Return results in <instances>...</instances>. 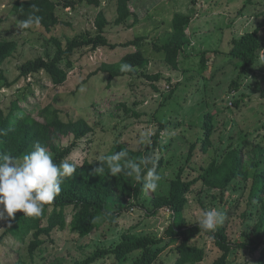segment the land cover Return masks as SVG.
<instances>
[{"label": "rangeland", "instance_id": "rangeland-1", "mask_svg": "<svg viewBox=\"0 0 264 264\" xmlns=\"http://www.w3.org/2000/svg\"><path fill=\"white\" fill-rule=\"evenodd\" d=\"M15 1L0 0V41L16 43L12 55L0 66L4 75L0 74V108L10 124L16 122L25 103L34 105V113L49 105L66 121L85 118L94 130L78 140L65 159L76 165L102 163V158L121 150L145 152L158 135L151 155L161 180L155 192H142L141 208L124 212L115 221L101 219L86 234L74 229L73 212L68 209L65 224L42 235L43 242L33 253L30 242L34 231H28L33 217L18 211L13 232L8 226L12 220L0 221V264H80L99 250L108 253L92 264H135L143 249L121 259L111 251L126 234L163 237L176 220L173 211L166 207L154 215L149 211L156 196L170 194L175 180L193 182L183 209L186 223H198L200 213L216 208L225 215L216 229L224 228L232 242H251L264 233L261 202L254 196L255 181L264 172V0H133L130 9L140 21L130 28L115 23L117 0H99V5L81 0L75 7L54 0L59 2L60 23L50 28L34 25L23 31L18 27L21 16L13 9ZM100 11L110 21L105 34L111 43L141 37L139 43L116 48L85 44L74 53L68 79L62 84H55L44 71L19 80L24 62L55 55L56 40L66 46L68 40L79 36H97ZM183 15L192 18L188 26L191 43L180 53L179 67L174 68L159 48L171 39L173 22ZM258 27L262 48L252 71L247 72L242 60L230 52L231 41ZM137 49L143 51L148 63L136 74L114 79L103 71L90 75ZM146 74L160 77L150 79ZM209 119L212 133L205 151ZM149 130L150 138L141 142L140 133ZM73 140V136L66 138L61 145L70 146ZM136 156L126 159L137 161ZM234 163L247 175L238 174L225 182L209 171L212 165L228 169ZM208 171L211 174H206ZM169 240L162 242L166 246L153 264L176 263L181 239ZM192 243L206 250L199 264H213L222 254L205 232L195 235ZM263 248L251 252L236 246L230 254L231 264H257Z\"/></svg>", "mask_w": 264, "mask_h": 264}, {"label": "trees", "instance_id": "trees-1", "mask_svg": "<svg viewBox=\"0 0 264 264\" xmlns=\"http://www.w3.org/2000/svg\"><path fill=\"white\" fill-rule=\"evenodd\" d=\"M79 1L81 0H62L60 3L65 7H75ZM90 1L96 5L100 4L99 0ZM132 2L133 0H117L118 16L115 20L116 24L130 28L140 21V16L130 9ZM32 5H35L39 11H35ZM57 5H59V2L54 0H17L13 5V9L20 14L22 20L33 14L40 16L42 18L40 24L50 28L60 23ZM130 19L132 21H129ZM191 20L190 15L177 17L173 22L174 33L171 39L159 48L160 51L164 52L166 62L174 68L179 67L180 53L185 46L191 43L188 31ZM109 24L110 21L105 13L100 11L96 18V26L99 32L97 36L89 38L79 36L68 40L66 46L60 40H56L58 50L55 55L52 57L39 56L24 62L21 65L19 80L23 76L28 77L34 73L44 71L55 84H62L68 79L74 53L85 44L94 48L99 46L116 48L120 45H136L141 40V37H136L124 43H111L105 34V29ZM15 48L16 43L14 40L0 41V66L6 58L12 55ZM261 48L262 37L258 27L241 38L234 37L231 41L230 52L242 60V67L245 71L251 72ZM123 63L130 64L132 66L131 71L121 72L120 67ZM147 63L148 58L146 55L141 49H137L126 54L118 61L101 65L90 75L103 71L109 73L110 79H114L126 74H136L137 69ZM1 71L0 68V74L4 77ZM146 76L150 79L160 77L159 75L150 74H146ZM32 108H34L33 104L25 103L24 107L20 109V115L17 116L18 119L14 124H10L9 118L5 115L4 110L0 108V154H8L19 159L24 154L33 151L35 144L38 142L52 152L54 161L60 164L70 155L78 140L89 136L94 130L85 118L66 121L61 118L58 110L51 109L49 105L44 106L36 113L32 112ZM211 133L212 122L209 119L206 122L205 151H207ZM71 136L74 137L72 145L62 146L61 143ZM156 145H158V135L154 136L153 143L148 145L145 152L128 150V157L132 158L137 155V161L145 156L152 157L151 153ZM153 160L156 162V159L153 158ZM100 165L99 161H85L83 165H76L75 173L71 177L63 179L61 193L52 204L45 205L41 216L33 217V222L28 226V231H34V238L30 242L32 253L42 244V235L50 234L52 229L59 224H65L68 209H72L73 212L72 225L74 229L86 234L92 231L101 219L115 221L124 212L136 207L141 208L140 197L144 191L143 181H136L134 177L123 174L111 177L106 169L100 176L94 175L93 170ZM155 166L157 168L156 163ZM148 167H152V165L150 164ZM209 171L217 180L225 182L238 174L247 175L246 172L242 171L241 165L237 163H234L231 167L229 166L228 169L212 165ZM209 171L206 174H211ZM205 176L207 178V175ZM223 178L226 180H223ZM210 179L208 180L213 183ZM192 188L193 182L191 181L175 180L169 195L155 197L154 208L149 211V215H154L160 212L161 208L166 207L173 211L176 219L168 226L162 238L156 239L149 235L126 234L122 243L111 253L115 254L117 259H121L128 253L143 249L142 255L136 260L135 264H153L164 250L166 245L161 244L166 238H169L170 242L181 239L177 246L178 257L175 264H199L205 259L206 250L192 243V239L202 232L210 235L214 239L215 245L222 251L220 257L213 264H231L230 254L236 246L251 252H256L261 246H264V233L258 234L254 241L234 243L222 227L215 231H205L199 228L197 223H186L183 219V209L187 204V196ZM254 196L261 202L260 221L264 222V172L255 181ZM17 223L18 218L13 219L9 231L13 232L17 227ZM107 253L106 250H99L80 264H92ZM257 264H264V248Z\"/></svg>", "mask_w": 264, "mask_h": 264}, {"label": "clouds", "instance_id": "clouds-1", "mask_svg": "<svg viewBox=\"0 0 264 264\" xmlns=\"http://www.w3.org/2000/svg\"><path fill=\"white\" fill-rule=\"evenodd\" d=\"M35 11L39 9L32 5ZM41 17L29 15L18 24L22 31L39 26ZM264 60V57H261ZM128 63L121 64L120 71H131ZM151 136V132L140 133V141ZM126 151H118L106 158H102L100 166L93 170L94 175L107 173L111 176L127 175L136 181H143V190L155 192L161 176L156 171L152 157L133 161L126 159ZM152 167H148L149 165ZM146 169V172H145ZM76 171V164L67 160L57 164L53 155L38 142L34 150L24 154L22 159L0 154V221L15 219L16 213L22 212L27 217H39L43 214L45 205H50L61 193V184L64 178L71 177ZM225 215L216 208L204 210L198 215V227L205 231H215L223 223ZM11 227V223L8 225Z\"/></svg>", "mask_w": 264, "mask_h": 264}, {"label": "built area", "instance_id": "built-area-1", "mask_svg": "<svg viewBox=\"0 0 264 264\" xmlns=\"http://www.w3.org/2000/svg\"><path fill=\"white\" fill-rule=\"evenodd\" d=\"M170 210V209H169Z\"/></svg>", "mask_w": 264, "mask_h": 264}]
</instances>
